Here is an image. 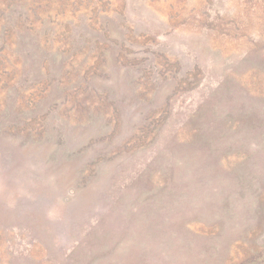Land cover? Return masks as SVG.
Instances as JSON below:
<instances>
[{"label": "rangeland", "instance_id": "obj_1", "mask_svg": "<svg viewBox=\"0 0 264 264\" xmlns=\"http://www.w3.org/2000/svg\"><path fill=\"white\" fill-rule=\"evenodd\" d=\"M263 90L264 0H0V264H264V177L207 238L139 204L160 120Z\"/></svg>", "mask_w": 264, "mask_h": 264}, {"label": "trees", "instance_id": "obj_2", "mask_svg": "<svg viewBox=\"0 0 264 264\" xmlns=\"http://www.w3.org/2000/svg\"><path fill=\"white\" fill-rule=\"evenodd\" d=\"M64 68L65 63L55 75ZM68 79L55 92L66 102V93L77 88ZM76 105L93 114L104 109ZM245 106L244 110L234 109L214 99L200 105L180 130H169L172 123L165 117L149 133V145L156 144L159 150L140 177L146 182L139 204L144 205L147 237L163 235L164 243L167 231L169 235L178 228L193 237L198 233L207 238L226 222L222 219L225 214H234L244 197H250V207L256 209V183L264 177V117L256 115V106L251 110ZM165 108L167 113L168 106Z\"/></svg>", "mask_w": 264, "mask_h": 264}]
</instances>
